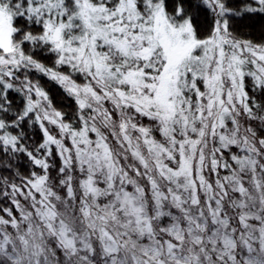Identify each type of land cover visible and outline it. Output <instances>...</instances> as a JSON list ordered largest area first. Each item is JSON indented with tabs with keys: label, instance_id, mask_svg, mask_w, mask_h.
Listing matches in <instances>:
<instances>
[{
	"label": "snow or ice",
	"instance_id": "obj_1",
	"mask_svg": "<svg viewBox=\"0 0 264 264\" xmlns=\"http://www.w3.org/2000/svg\"><path fill=\"white\" fill-rule=\"evenodd\" d=\"M0 264H264V0H0Z\"/></svg>",
	"mask_w": 264,
	"mask_h": 264
}]
</instances>
